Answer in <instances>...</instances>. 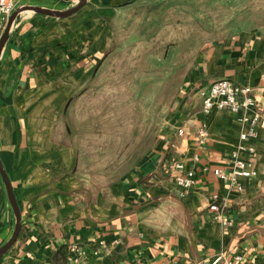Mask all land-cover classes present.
Returning <instances> with one entry per match:
<instances>
[{"label": "crops", "instance_id": "obj_1", "mask_svg": "<svg viewBox=\"0 0 264 264\" xmlns=\"http://www.w3.org/2000/svg\"><path fill=\"white\" fill-rule=\"evenodd\" d=\"M77 1L16 0L15 8L60 10ZM140 1L86 0L78 13L60 20L23 10L11 23L0 55V164L21 225L0 264H47L69 244L83 251L80 264H264V127L243 142L254 147L240 155L255 175L241 178L238 191L213 170H230L231 152L248 128L239 121L245 112H204L200 97L212 81L228 79L251 86L264 105V18L238 23L234 33L189 54L173 99L162 111L158 103V113L148 117L151 147L127 173L98 180L81 172L77 148L67 138V103L76 94L74 108H81L86 81L106 74L125 53H106L115 45L122 49L114 22ZM173 160L195 173L184 196L165 172ZM213 203L218 211L210 209ZM14 219L0 175V245Z\"/></svg>", "mask_w": 264, "mask_h": 264}, {"label": "rangeland", "instance_id": "obj_2", "mask_svg": "<svg viewBox=\"0 0 264 264\" xmlns=\"http://www.w3.org/2000/svg\"><path fill=\"white\" fill-rule=\"evenodd\" d=\"M139 4L123 10L114 22L115 43L122 46L115 54L125 53L115 56L106 74L86 81L90 89L81 98V108L80 104L74 108L77 96L72 94L65 109L67 138L77 148L83 176L116 180L127 173L151 147L148 117L158 113V103L162 111L173 99L189 54L234 33L238 23L264 18V0H142ZM125 39L134 43H122Z\"/></svg>", "mask_w": 264, "mask_h": 264}, {"label": "built area", "instance_id": "obj_3", "mask_svg": "<svg viewBox=\"0 0 264 264\" xmlns=\"http://www.w3.org/2000/svg\"><path fill=\"white\" fill-rule=\"evenodd\" d=\"M16 7V0H0V32L3 23ZM264 98V87L260 89ZM202 100V109L209 112L211 109L228 110L233 113L244 111L245 114L239 117V121L248 126L246 131L240 133V142L232 150L230 155V170L214 169L213 173L217 178L228 179L238 191L242 190L240 182L241 178H248L255 175L252 164L243 159L240 155L242 150L254 151L253 146H246L243 142L249 137L256 135L257 130L264 127V105L257 99L254 89L251 86H240L228 79H218L212 81L206 90L200 91ZM252 109L253 113H247ZM178 134L182 135L184 130L178 129ZM198 136L203 138L206 132L203 128H199ZM165 172L172 179L173 185L179 196L186 195L195 184V173L191 166L181 160H173L165 167ZM210 209L218 211V206L213 203ZM225 224H229L222 215L218 216ZM68 254L66 264H80L83 257V251L78 245L69 244L67 246ZM238 259L240 257H237ZM53 264V263H47Z\"/></svg>", "mask_w": 264, "mask_h": 264}, {"label": "water", "instance_id": "obj_4", "mask_svg": "<svg viewBox=\"0 0 264 264\" xmlns=\"http://www.w3.org/2000/svg\"><path fill=\"white\" fill-rule=\"evenodd\" d=\"M85 2H86V0H78L77 4L75 6L71 7L70 9L63 10V11L50 10V9H46V8H41V7H37V6H29V5L16 8L15 11L8 17L4 32L2 33V35L0 37V55H1V51H2V48L4 46V43L7 39V35H8L9 28L11 26V23L13 22V20L17 16V14L19 12H21L22 10L28 9V10H31L35 13L46 15V16H51V17H56V18H64V17L70 16L71 14L76 12L79 8H81L85 4ZM0 175H1V178H2L4 186H5L7 199L9 201V204L11 206L12 212H13L14 217H15L14 227H13V230H12L10 237L2 245H0V259H1V257L11 248V246L14 244V242L17 239V236H18L19 230H20V225H21V214H20V210H19V207L17 205V202L15 200L12 188H11L9 178H8L7 174L5 173L1 164H0Z\"/></svg>", "mask_w": 264, "mask_h": 264}, {"label": "trees", "instance_id": "obj_5", "mask_svg": "<svg viewBox=\"0 0 264 264\" xmlns=\"http://www.w3.org/2000/svg\"><path fill=\"white\" fill-rule=\"evenodd\" d=\"M118 50L117 45L109 49L106 53L111 54ZM68 248L65 245L60 246L55 252L48 257V262L56 264L57 262H65L67 259ZM59 264V263H57Z\"/></svg>", "mask_w": 264, "mask_h": 264}]
</instances>
